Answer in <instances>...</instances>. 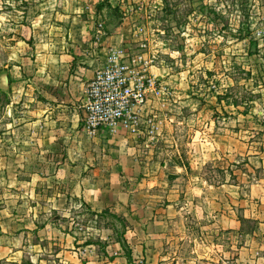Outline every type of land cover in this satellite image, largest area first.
<instances>
[{
	"label": "crops",
	"instance_id": "0c3cea01",
	"mask_svg": "<svg viewBox=\"0 0 264 264\" xmlns=\"http://www.w3.org/2000/svg\"><path fill=\"white\" fill-rule=\"evenodd\" d=\"M125 2L71 6L44 36L34 31L32 43L17 44V103L39 108L30 134L44 148L35 143L29 155L40 152L46 163L35 170L58 179L48 198L60 202L64 216L77 203L96 226L47 224L42 233L23 222L32 210H2L1 232L9 236L0 237V264H129L123 239L135 264H264V111L247 135L241 122L250 117H214L221 104L207 102L196 115L201 130L191 135L187 159L178 144L163 159L154 153L171 138L157 120L154 132L145 121L138 134L86 128L89 82L111 47L128 52L136 40L141 11L130 14ZM104 211L125 220L123 235L97 225Z\"/></svg>",
	"mask_w": 264,
	"mask_h": 264
},
{
	"label": "rangeland",
	"instance_id": "374dc122",
	"mask_svg": "<svg viewBox=\"0 0 264 264\" xmlns=\"http://www.w3.org/2000/svg\"><path fill=\"white\" fill-rule=\"evenodd\" d=\"M125 1L130 14L141 11L134 30L136 40L128 53L151 59L156 78L168 87L151 95L146 109L148 117L159 121L158 131L171 137L169 142L157 144L160 148L154 153L158 151L163 159L178 144L189 158L191 135L195 129L201 130L196 115L211 101L221 104L214 117H250L241 124L247 135L253 132L251 120L258 117L257 111H264V46L254 36L264 0ZM91 4L110 5L109 0H0V211L20 209L24 216L32 210V220L23 222L32 228L36 224L42 233L47 224L64 225L68 230L72 222L78 223L74 228L96 223L93 213L77 203L64 216L68 211L49 199L59 190L58 179L52 172L35 170L46 163L40 152L29 155L30 147L44 148L30 134L39 108L36 102L17 103V44L32 43L34 31L44 36L51 22H57L71 6L79 9ZM43 125L38 126L41 132ZM235 125L231 122L230 128ZM107 214H100L97 225L115 227L117 236L123 235L125 220ZM19 233L17 239L28 244L29 236ZM6 236L0 226V237ZM40 238L39 234V244L46 247L47 240Z\"/></svg>",
	"mask_w": 264,
	"mask_h": 264
},
{
	"label": "built area",
	"instance_id": "2783aa9c",
	"mask_svg": "<svg viewBox=\"0 0 264 264\" xmlns=\"http://www.w3.org/2000/svg\"><path fill=\"white\" fill-rule=\"evenodd\" d=\"M254 36L264 46V8ZM152 66V60L142 53L131 56L126 49L110 48L106 64L87 88L85 125L92 134L101 129L110 135L120 130L138 134L145 121L151 132L156 130L157 125L146 109L150 96L165 92L168 87L158 81Z\"/></svg>",
	"mask_w": 264,
	"mask_h": 264
},
{
	"label": "trees",
	"instance_id": "16d2710c",
	"mask_svg": "<svg viewBox=\"0 0 264 264\" xmlns=\"http://www.w3.org/2000/svg\"><path fill=\"white\" fill-rule=\"evenodd\" d=\"M106 212H108V211H104L102 214H104ZM115 217L118 218V220H121L122 219V217H118L116 215H115ZM121 243H122L123 247L128 250L126 252L127 253L126 254V257L128 258L129 264H135L134 261H133V253H132V250L129 248V245H128L127 241L125 239H123V241H121Z\"/></svg>",
	"mask_w": 264,
	"mask_h": 264
}]
</instances>
